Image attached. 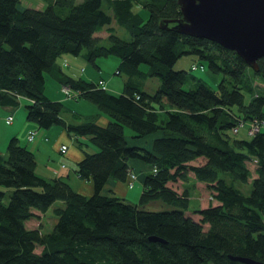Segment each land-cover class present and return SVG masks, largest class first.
<instances>
[{
    "label": "trees",
    "instance_id": "trees-1",
    "mask_svg": "<svg viewBox=\"0 0 264 264\" xmlns=\"http://www.w3.org/2000/svg\"><path fill=\"white\" fill-rule=\"evenodd\" d=\"M19 1L0 0V109L25 100L26 120L37 130L61 127L74 136L83 154L76 175L91 182L93 193H76L44 167L49 176L38 174L34 153L12 137L0 154V264H242L230 257L264 264V130L239 139L232 131L239 121L264 120V59L254 72L232 51L163 29L161 21L181 17L176 0H49L44 9ZM135 6L148 11L145 20ZM113 22L127 30L128 41ZM103 30L105 37L97 36ZM179 44L184 50L177 52ZM62 55L96 68L99 58L117 57L115 75L127 77L122 93L69 77L56 65ZM181 55L220 74L216 90L194 77L197 87L183 89L188 73L173 68ZM45 73L72 92L68 98L94 104L108 125L50 100ZM135 78L159 84L149 94ZM256 80V88L247 85ZM13 120L10 113L4 124ZM36 135L29 130L26 143ZM131 161L150 167L138 202L102 195L109 179L127 183ZM226 178L242 184L252 178L249 195ZM191 182L204 197L192 211ZM56 202L50 231L26 228Z\"/></svg>",
    "mask_w": 264,
    "mask_h": 264
},
{
    "label": "rangeland",
    "instance_id": "rangeland-1",
    "mask_svg": "<svg viewBox=\"0 0 264 264\" xmlns=\"http://www.w3.org/2000/svg\"><path fill=\"white\" fill-rule=\"evenodd\" d=\"M80 1L81 0H77V2H80ZM103 1H105V0H103ZM19 2H20V6L23 8L29 7V8H35V9H44L46 7V5L48 4L49 0H20ZM102 4H103L102 5L103 9L107 10V8H106L107 3L103 2ZM135 10L139 13V15L143 18V20H145L147 18L148 11L146 9L138 8L135 6ZM112 25L115 27V34L119 38H121L123 40H127V41L130 39V35L125 28L115 24V22H113ZM103 33L106 34L105 30H103ZM101 44L107 45V41L102 40ZM182 50H184V46H182L180 44L177 45L176 51L180 52ZM78 58L80 60H82V62L84 64V68H86L88 66L91 70H94L95 75L98 74L100 77H102V79H104V81L106 82V85H108L109 81L112 80V85L116 86V89L113 90V89L108 88V92H110L112 94H116V95H119L122 92L123 85H124V82L127 81V77L124 75H115V70H116L117 65L119 63V59L117 57L110 55L107 57L99 58L97 60V63L101 67L100 70L96 67H93L89 63L85 62L81 57H78ZM59 63H61V62L59 61ZM192 64H195V65L202 64L204 67V70L203 71H200V70L191 71L190 67ZM173 68L175 71H185L188 73V75L186 76V79L183 82V89H186V90L195 89L197 87L196 81L192 80L191 77H194L197 80L203 81L204 83H206L207 86H209L213 90H216L217 84L221 80L220 74L212 73L210 70H208L206 63L203 61H200L194 55H181V57L178 58L177 62L173 66ZM140 69L142 71H146L147 67L145 65H142L140 67ZM64 70L67 71V69H64ZM99 76H96L92 80L93 83L96 85L98 84V81L100 80ZM44 77H45L44 93H45V95H48L47 97H49L50 99H53V100H56V99L59 100L60 99L62 101V103L64 104V106L69 108V109H72V108H71V106H69L67 104V102L78 105L77 109H79V111L77 112V114L83 113L82 116H84V115L89 116L91 114L92 116L96 117V115H98V113H100L99 109L94 104H92L91 102H89L87 100L78 99L76 102H74L73 100H75V98H69V99L66 98L64 95H62V90H61L62 86L57 81L52 80L48 76V73H45ZM134 81L136 82V84L140 90L148 91V92H152V93L155 92V90L157 89L158 84H159V81L157 78H150L147 80H141V79L135 78ZM247 85L253 86L254 88H256L257 85H260V83L258 82V80L254 81V82L248 81ZM262 88H264V85ZM242 91H243V94L245 95V102H248L249 94L247 93V89L244 88ZM25 104H26V102L24 100H21L19 107H18V111L25 112L24 111ZM79 115H81V114H79ZM15 121H16V119H15ZM9 128H10V126H7L4 124V118H2V115L0 112V135H1V137L8 134ZM239 132L240 133L238 135H236V138L239 139V138H246L247 137L246 136L247 134L244 130H240ZM129 133H130V130L128 128H125V134L128 135ZM9 139H8V141H9ZM5 147L6 146H4L3 149H5ZM38 165H39V170H37V173L40 175H44V176L48 177L49 176L48 173L45 171H42L43 164L41 161L38 162ZM247 167L252 172V178H254L255 177L254 170L256 168L255 161L248 162ZM47 171L50 173L52 171L51 167ZM69 172H70V170H65L62 172L61 175L64 176ZM252 178H250L249 182L245 183V184H242L239 182L232 183V182H230V178L229 179L226 178V179H227L229 184H232L233 187H235L236 189L241 191L244 195H249V193L251 191L250 181L252 180ZM189 185H188L189 186V192H190L189 207H190V211H192L194 209L200 208V206L203 205L204 197L200 196L201 194L199 193V191L197 189H193V187H192L193 183L192 182L189 183ZM128 192L130 195L135 194L134 197L129 196V201H131L132 203L138 202V197H139L140 192H141V187H140L139 183H137L135 185V187L132 188ZM59 205H60L59 202L54 203V205L51 207V209H49L45 215H43L42 217H39L38 220L35 219V220H30L29 222H27L26 228L27 229H35V228L39 227L43 234L50 231L54 225V222L56 221L55 220L56 218L52 213V208L58 207ZM146 209L149 211L171 210V208H169V207H162V208L158 207L155 209L152 207H149V208L146 207ZM41 250H42V247H40V246H38L36 248L37 253H40Z\"/></svg>",
    "mask_w": 264,
    "mask_h": 264
},
{
    "label": "crops",
    "instance_id": "crops-1",
    "mask_svg": "<svg viewBox=\"0 0 264 264\" xmlns=\"http://www.w3.org/2000/svg\"><path fill=\"white\" fill-rule=\"evenodd\" d=\"M101 37L104 36L105 34L102 32L98 34L97 36ZM105 37V36H104ZM59 61L61 63H59ZM56 65L60 66L64 73L68 75L69 77L79 80V79H84L89 82H93L92 80L96 77L99 76L98 74L95 75L94 70H91L88 66L84 68V64L82 60H80L78 57H73L70 55H62L57 61ZM98 65V63H97ZM99 70L101 67L98 65ZM64 69H67L65 71ZM97 71V70H96ZM48 76L53 79L49 74ZM45 78V77H44ZM100 80H103L102 77H100ZM56 81V80H55ZM104 85L106 87V91H108V88L110 89H116V86L112 85V80L109 81L108 85H106V82L104 81ZM45 90V89H44ZM62 90V95H64L66 98H68L64 92L63 88ZM149 94H152V92L145 91ZM122 93V92H121ZM120 93V94H121ZM48 96V95H46ZM49 98V97H48ZM50 99V98H49ZM69 99V98H68ZM55 102L61 103L63 106L64 104L62 101L59 100H53ZM72 100V99H71ZM25 101V100H24ZM76 102L77 100H73ZM69 106H71L72 109H69L65 107L70 112L76 113L79 111L77 109L78 105L72 104L67 102ZM25 111V109H24ZM2 118H5L7 115L10 113H13V123L10 125V128L8 129V134L4 135L1 137L0 135V154H3L5 149L4 146H7L8 139L12 137H17L21 143V145L26 146L29 150H31L36 158V161L39 162L41 161L43 164V167L48 170L51 167V174L56 177L62 179L64 182H67L72 189L81 195L84 196H91L93 193V187L90 181H83L79 179L76 175V167L77 164L82 160L83 154L77 148L76 144V138L74 136H69L64 129L61 127H52L51 129L47 131L43 130H37V126L27 122L26 120V113L18 111L17 108H9V107H4L0 109ZM81 116L83 113H79ZM89 116H92L91 114ZM88 115H84L83 117H89ZM95 117V116H94ZM97 118V124L101 127H106L108 125V118L105 117L104 114L98 113L96 115ZM16 119V121H15ZM15 122V123H14ZM29 130H34L37 132L36 138L33 142L26 143V134ZM9 139V140H10ZM154 137H149L148 138V143L150 144ZM3 140V141H2ZM62 146L67 147V152L64 155L60 154V148ZM147 146V145H144ZM6 148V147H5ZM91 151V150H89ZM147 165L139 162V161H131L129 163V168L131 171L129 173H134L137 177V180L133 183L132 188L135 187L137 183H139L141 187V192L138 197V200L143 192V183L142 181L144 180L145 175L150 173V167ZM65 170H70L69 173L66 175H61L63 171ZM132 188H128L127 184H124L123 182L116 181L114 179H109L102 191V195L109 196V195H114L117 196L125 202L132 203L129 201V196H133L135 194H129L128 191H130ZM131 200V199H130ZM137 203V202H136ZM41 219V218H40ZM27 224V223H26Z\"/></svg>",
    "mask_w": 264,
    "mask_h": 264
},
{
    "label": "water",
    "instance_id": "water-1",
    "mask_svg": "<svg viewBox=\"0 0 264 264\" xmlns=\"http://www.w3.org/2000/svg\"><path fill=\"white\" fill-rule=\"evenodd\" d=\"M181 17L160 22L163 29L204 39L234 52L254 72L264 59V0H176ZM150 241H160L151 237ZM242 264H263L230 257Z\"/></svg>",
    "mask_w": 264,
    "mask_h": 264
},
{
    "label": "built area",
    "instance_id": "built-area-1",
    "mask_svg": "<svg viewBox=\"0 0 264 264\" xmlns=\"http://www.w3.org/2000/svg\"><path fill=\"white\" fill-rule=\"evenodd\" d=\"M191 71H203L204 67L201 65H192L190 68ZM97 86L101 88L102 90H105V85L102 81H98ZM63 92L67 97H71L72 92H70L67 88H63ZM10 121V118H8V122ZM240 130H245L248 136H254L255 134H258L262 130H264V120L254 119L249 122L245 121H239L236 127L232 130L233 133H237ZM66 147L62 146L60 152L65 153ZM153 172H156V169L153 170ZM137 180V177L134 173L128 174V180H127V187L132 188L133 183Z\"/></svg>",
    "mask_w": 264,
    "mask_h": 264
}]
</instances>
